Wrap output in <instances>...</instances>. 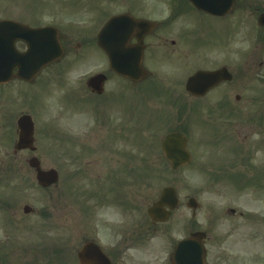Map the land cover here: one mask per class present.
Here are the masks:
<instances>
[{
    "label": "flooded vegetation",
    "instance_id": "obj_1",
    "mask_svg": "<svg viewBox=\"0 0 264 264\" xmlns=\"http://www.w3.org/2000/svg\"><path fill=\"white\" fill-rule=\"evenodd\" d=\"M207 2L215 6L199 8L190 0H5L0 20L52 29L63 54L32 79L1 84L3 103L10 102L1 119L4 140L15 146L20 119L27 126L33 121L34 144L21 146L31 153L25 163L31 167L37 154L43 170L56 169L59 179L66 174L67 190L81 196V211L94 225L85 227L81 247L95 243L99 264H174L179 241L199 240V210L180 194L166 221L153 220L149 209L159 198L152 200L151 181L163 180V172L154 174L156 166L181 163L166 156L164 141L171 134L185 137V165L198 166L207 149L196 155L197 137L205 131L214 146L237 143L241 151L230 162L238 173L219 182L228 202L209 215L204 264L263 263L264 245L248 237L247 225L264 208V196L259 205H248L243 191L264 182V0ZM115 16L129 23L107 30ZM191 24L216 35L207 42L204 31H185ZM200 71L219 73L190 86ZM42 153L55 161L51 167ZM7 161L26 165L19 156ZM68 174L85 185L71 189Z\"/></svg>",
    "mask_w": 264,
    "mask_h": 264
},
{
    "label": "rangeland",
    "instance_id": "obj_2",
    "mask_svg": "<svg viewBox=\"0 0 264 264\" xmlns=\"http://www.w3.org/2000/svg\"><path fill=\"white\" fill-rule=\"evenodd\" d=\"M25 1L30 3L32 0ZM4 3L5 0H0V15L2 10H5ZM209 29L210 31H204L198 25L191 24L185 31L189 34L198 35L204 31V40L208 42L209 39L216 35L211 28ZM93 54H90V56L92 57ZM13 89H16V87ZM2 92L3 90L0 86V124L3 109L8 110L7 106H10V102L8 105L3 103ZM166 113H170L169 108H166ZM204 125L205 123H202L200 126ZM12 135L14 137V133ZM197 139L199 144L196 145L198 151L196 155L200 154L202 146L207 149L206 158L202 162L204 166H210L211 168L209 173V177L212 180L210 182L211 186H215L229 175L238 173V166H230V162L235 154L234 152L238 153L241 151L239 144L230 145L229 149H227L229 146H214L207 131L199 135ZM13 153L12 144L5 142L2 129L0 128V206L5 198H10L9 200H12V203L7 208V211L10 208V213L15 214L13 217L14 221L11 224L7 221H2L3 212L0 208V264H73L72 261L69 262L67 259L66 248L75 249V246H80L84 229L90 223L85 219L81 208L79 207L78 209L75 200L67 195L71 194V192L68 191L65 194V191L62 190L65 185L64 181L66 182V174L64 173V177L60 179L62 181H59L57 186H52L51 189L45 190L36 184L33 179L35 174L33 169L25 163V157H28L30 153H20L19 157L23 158L26 165L23 167L16 166V168L11 167V164L7 161V158ZM41 157L45 160V163L50 165L49 167L55 163L53 159H48L50 157L49 154L42 153ZM62 161L66 164L63 168L66 172L67 169L69 170V166L65 159L60 162L62 163ZM162 172L163 180L153 179L151 181L152 200L159 195L158 192L164 185L176 186L184 202L187 201L190 195L196 196L201 203L199 210L200 227H209V215L214 210L213 207L222 210V207L228 202L224 196L223 187L217 189V194L210 193L208 175L205 171L200 170L197 165L184 167L177 173H173L168 164L156 166L154 174ZM67 178L72 180L71 182L83 184V180H78L77 177H71L68 174ZM66 189H68L67 185ZM243 192L248 193V205H259L260 203L257 200L264 196V185L261 182H257L255 188ZM76 198L79 199V196L76 195ZM236 203L244 205L239 200ZM25 204L33 206L35 214H24L22 207ZM180 212H184V209L182 208ZM248 214L251 215L250 213ZM252 214L255 215V219L251 221L252 224L247 225L248 237H257V240H260L264 245V208L261 212H253ZM7 215L8 212L6 218ZM224 221L225 219L217 220L220 224L224 223ZM89 228L94 229V225L89 226ZM210 245H212L210 256H213L215 248L212 241ZM255 251L261 253L260 249ZM5 260L6 262H4ZM256 261L253 260L252 263L264 264V260L263 263H256Z\"/></svg>",
    "mask_w": 264,
    "mask_h": 264
},
{
    "label": "water",
    "instance_id": "obj_3",
    "mask_svg": "<svg viewBox=\"0 0 264 264\" xmlns=\"http://www.w3.org/2000/svg\"><path fill=\"white\" fill-rule=\"evenodd\" d=\"M21 34V36H17ZM38 31L23 28L16 24H8L6 22L0 23V82L3 80L4 75L8 72H12L15 64L22 62H31L35 65L26 68L19 69V75H24V72H36L44 62L50 59L51 52H49L43 44H40L41 37L37 34ZM17 39H24L29 44V50L26 53H20L15 48V41ZM40 182L44 185L51 183V176L48 173L39 175ZM172 198H175L174 189L169 187L165 189L163 199L170 202ZM160 206V203L155 204L152 208V213L157 210L156 207ZM83 262L86 259L83 258V254H80ZM90 262H95L91 260Z\"/></svg>",
    "mask_w": 264,
    "mask_h": 264
}]
</instances>
